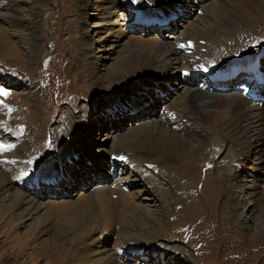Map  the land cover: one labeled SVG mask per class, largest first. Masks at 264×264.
Here are the masks:
<instances>
[{
	"label": "bare ground",
	"instance_id": "bare-ground-1",
	"mask_svg": "<svg viewBox=\"0 0 264 264\" xmlns=\"http://www.w3.org/2000/svg\"><path fill=\"white\" fill-rule=\"evenodd\" d=\"M159 1L165 3L179 1L188 7L196 6L194 11L190 12L192 14L191 18H195L197 22L196 25L198 26L195 25L198 29L197 32L188 31L186 34H180L178 30L175 33L178 35H172L173 43L159 38L158 34L153 40L142 36H130L127 33V27H125L127 20L132 30L142 29L143 23L146 22L147 25L145 26L148 27L150 23L154 24L156 20L146 21L147 15L141 8L139 11L142 15L134 16L133 13L124 15L114 10L112 6H98L96 5L98 2L90 3L87 0L78 1L79 17L87 15V12L94 6L98 7L100 11L98 16L100 20L94 22L93 25L84 26V36L80 39V45L83 46L82 53L76 61L80 65H86L87 74L90 73L96 83L106 84L107 86L118 80L122 81L127 76L135 75L138 80L135 79L130 87L135 83V85L146 83L147 76L150 79L153 77L160 82L158 84H163L166 87H169L176 79L184 81L183 93L180 96L181 102L177 110L173 108L168 110L167 114L159 116L157 120L149 119L145 121L146 123H137L138 126L129 129L119 128L118 131L112 128L115 131L99 133L102 135V139L104 137L105 142L96 148L97 153L106 151V143L112 140L108 152L110 159H105V164L107 166L110 163L109 166H112V168L118 166L119 171L124 175L130 171L129 177L124 176L121 180L110 178L111 176L107 175L104 180L95 186L93 184L88 193L81 192L79 198L74 201H49V203L42 204L34 198H29L28 194L26 195L19 185V188L13 185V181L19 182L20 178L26 179L29 176L32 179L33 173L31 174V172L35 166H45L46 169H49L55 163L49 158L48 161L45 159L42 147L37 140L29 142L28 149L26 131L19 130L16 125L12 126L9 118L2 115L14 116L18 114L20 120L29 122V130L32 131L27 136L31 140L36 136L33 129L42 118L41 114L39 116L37 114L41 110L42 99L39 90L35 86L37 84H33V82L29 84V93L23 91L8 92L4 86L0 85L8 92L7 96L0 95V102L4 104L2 107L4 109L0 111V192L2 195L0 205L4 203L3 206H0V214L4 218L1 222L2 228L9 230L15 223L14 215L4 216L10 209L15 211L21 226L29 220L38 218L37 223H34L28 230L29 234H26L27 236L19 234L11 240L15 243L12 246H7L2 251L0 264L3 261L2 259H8L7 255L13 258L21 251V247L25 245L24 242H27L26 237H30L28 244L29 249H32L35 240L41 239L43 236L45 238L41 242L39 241L41 245L37 252H41L43 258L47 259L45 264H138L142 263L140 257L148 255L146 253L149 252L160 257L162 253L163 258L167 260H187V258L182 257L181 253L179 254L180 258H173V255L181 248L167 246L168 250L157 251L144 248L150 246L157 239L155 226L165 228L168 223L169 206L172 204L170 199L171 197L174 198L172 191L175 189L174 186L172 189L170 187L168 189V187L163 188L160 184H157L158 180L152 176L153 169L160 173L169 172L171 177L173 176L172 181L165 183L167 186H171V182L174 184L181 182L184 178L181 177L177 182V173L189 170L193 172L195 168L201 166L200 162L204 160L207 163L210 159L204 158L206 154L201 152L199 148L201 145L206 144L204 142L210 141L208 140L211 134L210 130L213 134L223 135L227 141H231V145L234 146L236 151H233L236 153L235 160L245 158V156H249L255 151H260L257 146H253V143L263 144L264 108L254 104L248 97L249 94L260 97L258 95L259 88L258 85H255L254 78L248 79L250 85H242L243 88H240L242 86L236 87V90H234L235 88H228L224 93H212L211 89L209 90L211 92L207 90L209 81L213 80V75L216 76V79L213 80L216 83L219 79L224 81V78L219 75L226 71H229L228 77H235L240 71V67L233 68L234 63H238L246 56L261 52V50L264 51V49L253 48L247 31V29L251 31L253 26L246 25L256 20L257 16H261L264 0H225V11L220 17L222 23L213 25L215 18L218 16L214 18V21L212 20L213 22H207L210 27L214 26L211 27L212 30L204 28L206 25L204 24L205 19L208 18L205 11L212 12L220 9L221 3L211 1L204 5L207 0L203 2L195 0ZM6 2L7 0H0V8L8 4ZM35 8L37 9V6ZM137 9L138 7H136ZM34 11L35 17H32L29 23V33L32 37L27 41L28 43L24 49L19 46L20 43L25 42L22 39V33L15 29L17 25L14 24V16L10 15L13 11L9 13L0 12L3 24L7 26L5 30L0 28L1 59L28 64L31 59L35 60L39 55L41 42L35 31L38 29L36 20L39 18L38 13L41 11L39 9ZM154 18L158 21L164 19V17ZM193 19L188 20L187 23H182L183 27L185 29L191 28L194 25ZM6 21L10 25L6 24ZM6 30H9V35H6ZM100 31L103 32V35L97 38L96 34ZM105 59L110 60L112 64L106 67L103 61ZM81 68L84 71V68ZM241 70L247 71L245 68ZM195 71L208 75L209 80L206 79L204 84L200 83L199 85V81L197 84H190L188 79L183 78L185 72ZM0 75L4 76H0V78L10 79V83L15 81L13 77L7 76L1 69ZM239 76L240 74L235 78ZM27 82L28 79L23 84L26 85ZM8 85L11 86L9 83ZM215 85L221 91L225 89L221 84ZM178 89L180 88L175 90ZM251 89L254 90L251 91ZM147 94H150V92ZM177 94H179V91ZM17 107H20L23 112L19 113ZM15 111L17 113H14ZM67 119L70 120V117L67 116ZM77 127L74 123V127L69 129L68 136L64 135L62 138L64 144L72 145L70 151L73 152H75L73 144L79 137L86 141L90 140L88 137L91 127L90 122L81 125L80 129ZM71 136L74 138L70 139ZM10 143L11 147L8 148ZM15 144L16 146H14ZM3 149L7 151L2 152ZM257 160L260 167H251L254 170L263 168L260 163L264 162V158L258 157ZM98 161L103 164V159ZM246 161L249 162L248 159ZM59 168L62 171V167ZM68 169V173L73 174L72 164L68 166ZM232 169L235 172L238 169L235 162ZM221 174L226 178L225 183L228 182L229 184V193L225 196L226 200L229 199V202L225 203L226 200H224L222 205H225V209L228 211L232 209L235 218L244 213V216L240 218V220L242 219L240 226L248 232L247 235L249 234L254 238L258 237L264 231V210L260 208L264 203L260 199L261 197L264 198V195L256 189L259 180L256 183L253 177L245 173V176L255 186L254 189H251L249 184L239 182V176L234 175L235 177L231 178L224 173ZM143 175L145 177H142ZM81 179H84V185L88 189L87 185H91L90 181L92 180L87 181L83 174ZM143 181L145 182V191L147 190L148 193L146 196L139 190L138 193L127 190L129 187L128 182L137 184L143 183ZM212 189L215 193L214 187ZM163 197L166 202L161 205L160 203L164 202ZM150 198H156V202L161 205V211L158 209V215H155L153 209L147 204V199ZM113 201H116L120 206L119 214L115 211ZM5 203L7 204L5 205ZM156 205L155 203L154 206ZM21 207L24 208L20 209ZM157 207L159 206L157 205ZM231 217L233 219L234 216L231 215ZM247 218L253 220V227H251L252 224L247 222ZM151 224L154 225L153 228H149ZM235 224L239 228L237 223L232 224V222L230 223L233 226L231 228L234 229ZM162 231L164 230L162 229ZM223 245H226V242ZM123 250H126V257L120 260L118 254ZM132 252L136 253L132 255ZM30 254L32 253L29 252L27 258H29V261L31 259L33 261L35 256H30ZM134 257L137 260H134ZM25 262L22 264H26ZM10 264L16 263L12 262Z\"/></svg>",
	"mask_w": 264,
	"mask_h": 264
},
{
	"label": "rangeland",
	"instance_id": "rangeland-1",
	"mask_svg": "<svg viewBox=\"0 0 264 264\" xmlns=\"http://www.w3.org/2000/svg\"><path fill=\"white\" fill-rule=\"evenodd\" d=\"M78 1L79 0H7L6 3L8 4L3 5L1 7L2 9L0 8V12L9 13L10 11H13L10 15L14 16V24L17 25L15 29L21 31L22 39L25 41L19 45L22 49H24L28 43L27 41L32 37L29 33V23L30 19L35 17L34 10L39 9V11H41L38 13L40 19L38 18L36 20V23H38V29L35 31V34L39 36L41 42L39 45V55L35 60L31 59L28 64L17 63L15 61L12 62L8 59L0 58V69L6 73L7 76L15 79L14 83H10V79L7 80L6 78H0V85L4 86L8 92L23 91L29 93V84L33 82V84H37L35 86L40 92L42 104L41 110L38 111L37 114L38 116L41 114L42 118L39 122L40 125L38 124L34 127L33 132H35L36 136L33 135L35 137L31 140L29 139V136H27L29 135L28 133L32 131L29 130V122L20 120L17 116L18 114H15L14 116L3 114L2 116H7L12 126L16 125L19 130L26 131L28 149L29 142L37 140L42 147L45 159H47V161L50 159L55 163V165L51 167L52 169H46L45 166H35L31 172V174L33 173L32 179L29 176V178L26 179L20 178L19 182L16 180L13 181V185L16 188H19L20 186V189L25 192L26 195L28 194L29 198H34L42 204L49 203V201H74L79 198L81 192L88 193L93 184L95 186L97 183L104 180L107 175H109V177L111 176L110 178H119L121 180H123L124 176L129 177L130 171L125 175L122 173L120 177L115 175L112 166H109L110 163H108L107 166L105 164L106 160L109 158L108 152L110 151L109 148L112 144V140L110 141L111 143H106V151L97 153L96 148L105 142L104 137L102 139V135L99 133L105 131L113 132L115 129L119 131V128L129 129L130 127L138 126V124H144V122L149 119L157 120L159 116L167 114L168 110L173 108H175V110L178 109L181 102L180 96L183 93L182 87L184 81H178L177 79L171 83L169 87H166L163 84H158L160 83L158 80L153 77L150 79L149 76H147L146 83L139 85H135V83L130 87L134 83L133 81L137 79L136 75L127 76L124 80H118L107 86L106 84L96 83L90 73L87 74L86 65H80L76 63V61L82 53L81 49L83 46L80 45V39L84 36V26L93 25L94 22L100 20L98 17L100 11L98 10V7L94 6V8L87 12V15L79 17ZM87 1L90 3L98 2L96 4L98 6H112L114 10H117L124 15H128L129 13H133L134 16L142 15L139 11L141 8V10L147 15L145 18L146 21L156 20L154 24L150 23L148 27L145 26L147 25V22L143 23V28L138 30L130 29L131 26L127 20L125 27H127V33H129L130 36H142L153 40L156 34H158L159 38L173 43L174 40L172 39V35H178L175 34L178 30L180 31V34H186L188 31L195 33L198 30L196 29V26L198 25H196L197 22L195 18H191V12L194 11L196 6L188 7L186 4L179 1L171 3H165L159 0ZM207 1L204 5L211 1L221 3L220 9L213 10L212 12L205 11L206 17L208 18L205 19L204 24L206 25L204 28L211 29V27L214 26L210 27L207 22H213L216 16L218 17L215 18L213 25H219L222 23L220 17L225 11L224 5L226 1ZM128 2H135L137 4L135 6L133 5L132 11L127 14L125 4ZM36 6L37 9L35 8ZM136 7H138L137 10ZM33 8L35 9L33 10ZM154 17H164V19L160 18L161 20L158 21ZM192 19L194 25L192 24L193 26H191V28L185 29L182 23H187L188 20L190 21ZM172 20L174 22L170 23L171 28L167 29L166 27ZM6 24L10 25L8 21H6ZM246 25L253 26L251 31L247 29L253 48L264 49V7L262 8L261 16H257L256 20H253L251 24L247 23ZM6 27L7 26L3 24V21L0 18V28L5 30ZM5 33L6 35H9V30H6ZM102 35V31L96 34L97 38ZM14 39H16V37H14ZM103 61L106 67L112 64L108 59ZM29 64L31 65L30 68ZM80 67H83L84 71L82 68L80 69ZM237 67H240V71L236 76L239 74L242 75L243 73L248 79L254 78V82H256L255 85H258L259 88L258 95L264 97V51L261 50V52L246 56L238 63H234L233 68ZM243 68L247 71H242L241 69ZM228 72L229 71H226L219 75L224 78V82L236 77H228ZM248 72L249 74H247ZM212 78L214 80L216 79V76L213 75ZM26 79H28V82L25 85L23 83H25ZM213 80L210 81L214 82ZM7 82L11 86H9ZM233 85L234 83H231L229 86L232 88ZM222 86L225 87L223 91L218 89V86L216 87L215 84L209 82V88L207 91L211 89L212 93H224L227 91V86ZM176 88L180 89L175 90ZM240 88H243V86ZM234 90H236V88ZM253 90L254 89H251V91ZM178 91L179 94H177ZM148 92H150V94H147ZM239 92L242 93L241 91ZM253 103L259 105L260 108H264V103L262 104L260 101H255ZM3 106L4 104L0 102V111L1 109H4L2 108ZM17 111L19 113L23 112L20 107H17ZM17 111L14 113H17ZM67 116L70 117V120L67 119ZM88 122H90L91 125L90 133L88 135L90 140L86 141L79 137L73 144L75 152L70 151L72 145L64 144L62 139L63 136H68L69 129L74 127V123L78 126L77 128L80 129L81 125L87 124ZM210 133L208 139L210 141L204 142L206 144L199 147L201 152H205L206 154L204 158L206 157L207 159H210L207 163L204 162V160L203 162H200L201 166L195 168L193 172L189 170L184 171L183 173H177L176 176L178 179L175 178L177 182L181 177L184 178L181 182L175 184L171 182V186L169 184V186H167L165 183L172 181L173 176L171 177L169 172L160 173L154 169L152 171L153 178L158 180V182H156L157 184H160L163 188L168 187V189L169 187L172 189L174 186L175 189L172 190L174 198L171 197L170 199L172 204L169 206L168 223L165 225V228L155 226V235H157V239H155L150 246L144 248L155 251L168 250V247L181 248L173 255V258H180L179 254L181 253L182 257L184 259L187 258L188 261L182 259L180 261L172 259L167 260L163 258L164 255L162 253L160 257L152 252H144L148 255H146L147 257L145 259H143V256L145 255L141 256L140 260L142 263L138 264H169L170 262V264H180V262H182L181 264H264V231L255 238L249 234L247 235L248 232L240 226V223L242 222V219L240 220V218L244 216V213L238 218H235L232 209H230V211L225 209V205L223 206L222 204L224 200H226L225 196L229 193V184L228 182L225 183L226 178L221 174L224 173L231 178L235 177L234 175L239 176V182L247 183L251 186V189H254L255 186L251 180L245 176V173H247L250 177H253L256 180V183L259 180L256 189L264 195V162L260 163L263 168H258L256 170L251 168L260 167L257 164V159L258 157L264 158V137L262 140L263 144H259V142L253 143V146H257L260 151H255L251 155L245 156V158L243 157L235 160L236 153L234 152L236 151L234 146L231 145V141H227L226 137L223 135L219 136L213 134L211 130ZM98 136H100V138H98ZM73 138V136L70 137V139ZM218 138L221 140L219 141ZM14 146H16V144ZM4 151L7 150L3 149L2 152ZM100 159H103V164L98 161ZM246 159H248L249 162H247ZM234 162L238 168L236 169V172L232 169ZM70 164H72L73 174L68 173L70 169H68V166ZM60 166L62 167V171L59 168ZM82 174L87 181L92 180L90 181L91 185H87L88 189L86 185H84V179H81ZM257 176H259V178H257ZM142 177H145V175ZM68 178L71 179L68 181ZM29 180H35L36 183L40 180H49L57 183V185H47L46 187V185L43 184L41 189H36L35 192H32L31 190H28L24 184ZM159 181L163 183H160ZM127 184L129 185L127 190L131 192L138 193L139 190L144 196L148 194L147 190L145 191L144 188V181L143 183L133 184L128 182ZM225 186L228 189H226ZM213 187L215 193L212 189ZM1 199L2 195L0 192V200ZM228 200H226L225 203H228ZM260 200L264 201V198L261 197ZM163 201V203H160L161 205L166 202L164 197ZM113 203L115 211L119 214L120 206L116 201H113ZM155 203L159 207H157V205L154 206ZM6 204L7 203H5V205ZM147 204L153 209L155 215H158L159 210L161 211V205L156 202V198L147 199ZM3 205L4 203H1L0 206ZM23 208L24 207H21L20 209ZM260 208L261 210H264V203ZM8 214L14 215L15 223L9 230H5V228H2L3 225L1 224L4 218L0 214V256L7 246H12V244L15 243V241L11 242L15 236H18L19 234H29L28 230L34 223H37L38 220V218L29 220L21 226L20 220L15 215L13 209L8 210L4 216H7ZM231 215L234 216V220ZM246 220L250 224L253 223V220L249 218ZM231 222L232 224L237 223L239 228L236 227V224L234 229L231 228L233 227L230 225ZM253 226L254 225L252 224L251 227ZM153 227V224L149 225V228ZM162 229L165 232L162 231ZM147 232L150 233L149 231ZM29 238L30 237H26L27 242H24L25 245L23 244L24 246L21 247V251L19 252L21 254L18 253L16 256H12L13 258L7 255L8 259H2L3 261L1 264H10L12 262L22 264L25 261L26 264H45L47 259L45 260V258H43L41 252H37L41 245L40 242L45 236L41 239H36L32 249H29ZM224 242H226V245H223ZM29 252L32 253L30 256H35L33 261L32 259L29 261V258H27L29 257ZM122 253L126 256V250H123L120 254L117 253L120 260L123 259L121 255ZM133 253L136 252H132V255ZM134 260H137V258L134 257Z\"/></svg>",
	"mask_w": 264,
	"mask_h": 264
},
{
	"label": "snow or ice",
	"instance_id": "snow-or-ice-1",
	"mask_svg": "<svg viewBox=\"0 0 264 264\" xmlns=\"http://www.w3.org/2000/svg\"><path fill=\"white\" fill-rule=\"evenodd\" d=\"M183 47V45H181ZM0 95L7 96L8 92L3 89V87H0Z\"/></svg>",
	"mask_w": 264,
	"mask_h": 264
}]
</instances>
